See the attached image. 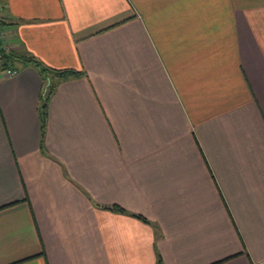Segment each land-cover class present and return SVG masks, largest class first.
<instances>
[{
  "label": "crops",
  "instance_id": "obj_1",
  "mask_svg": "<svg viewBox=\"0 0 264 264\" xmlns=\"http://www.w3.org/2000/svg\"><path fill=\"white\" fill-rule=\"evenodd\" d=\"M0 16L5 51L82 72L56 82L41 138V75L0 67V264H264V0Z\"/></svg>",
  "mask_w": 264,
  "mask_h": 264
},
{
  "label": "trees",
  "instance_id": "obj_2",
  "mask_svg": "<svg viewBox=\"0 0 264 264\" xmlns=\"http://www.w3.org/2000/svg\"><path fill=\"white\" fill-rule=\"evenodd\" d=\"M4 25V21H2V18L0 17V28ZM0 51H1V57L3 62L0 64V67L6 68L10 66L14 61H21L24 64L32 65L34 68H36L39 72V74L42 77V80L44 82L43 92L40 98V120H41V138L44 136V130H45V124H46V106L47 101L52 94V92L55 89L56 82L61 80H67L70 78H77L82 76V72L79 70H76L74 68H53L45 65L42 63L39 59L32 55H26V54H19L15 52H9L5 51L0 44ZM12 67V66H11ZM13 68V67H12ZM105 208L115 211V212H122L124 213L125 210L118 206V205H110L106 206ZM133 216L137 217L138 219H141L144 222H147V220L142 217L139 214H133ZM157 264H161V259L158 258Z\"/></svg>",
  "mask_w": 264,
  "mask_h": 264
},
{
  "label": "built area",
  "instance_id": "obj_3",
  "mask_svg": "<svg viewBox=\"0 0 264 264\" xmlns=\"http://www.w3.org/2000/svg\"><path fill=\"white\" fill-rule=\"evenodd\" d=\"M1 17V16H0ZM0 37H4V35H2V34H0ZM3 62V60H2V57H1V51H0V64ZM15 70L14 69H8L7 71H6V73L9 75V76H11V75H14L15 74Z\"/></svg>",
  "mask_w": 264,
  "mask_h": 264
}]
</instances>
